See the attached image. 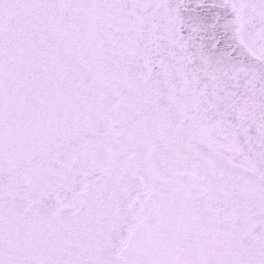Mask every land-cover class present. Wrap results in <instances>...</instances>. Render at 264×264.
I'll return each mask as SVG.
<instances>
[{"label":"snow or ice","instance_id":"1","mask_svg":"<svg viewBox=\"0 0 264 264\" xmlns=\"http://www.w3.org/2000/svg\"><path fill=\"white\" fill-rule=\"evenodd\" d=\"M0 264H264V0H0Z\"/></svg>","mask_w":264,"mask_h":264}]
</instances>
